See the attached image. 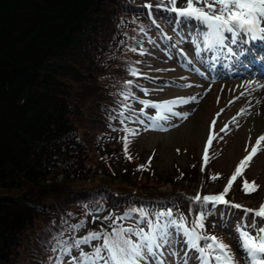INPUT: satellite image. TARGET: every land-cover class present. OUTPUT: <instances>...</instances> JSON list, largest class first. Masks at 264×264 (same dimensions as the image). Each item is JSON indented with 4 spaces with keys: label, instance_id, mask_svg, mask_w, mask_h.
<instances>
[{
    "label": "trees",
    "instance_id": "16d2710c",
    "mask_svg": "<svg viewBox=\"0 0 264 264\" xmlns=\"http://www.w3.org/2000/svg\"><path fill=\"white\" fill-rule=\"evenodd\" d=\"M159 13L153 9L156 19ZM154 29L144 7L129 0H0V264H53L60 233L69 240L111 231L112 220L136 209L149 218L171 209L189 223L206 214L209 206L184 186L160 192L138 184L158 171L147 159L134 161L142 159L134 116L146 108L141 101L155 97L143 76L154 61ZM199 163L177 167L172 185L198 175L206 184L235 171L212 173L211 161L202 170ZM245 179L231 198L258 192L245 194ZM81 222L78 232L67 230ZM204 224L206 234L222 237Z\"/></svg>",
    "mask_w": 264,
    "mask_h": 264
},
{
    "label": "snow or ice",
    "instance_id": "6c2138e0",
    "mask_svg": "<svg viewBox=\"0 0 264 264\" xmlns=\"http://www.w3.org/2000/svg\"><path fill=\"white\" fill-rule=\"evenodd\" d=\"M178 3L179 7H177ZM145 7L149 10V15H151L153 7H156L157 9L171 11L180 18L199 21L207 29L203 37V47L209 51L226 49L229 56L243 54V50L237 53L233 48L227 47L225 44L226 32L232 34L233 44L237 43V37L241 33L251 35L253 40H264V0H157L155 6L148 3ZM131 50L136 51L135 48ZM195 50L199 54L200 47L196 46ZM129 73L133 76L140 75L135 68H129ZM201 74L203 75V73ZM132 83L130 80L126 81L125 88H130ZM191 86L183 85V87ZM261 87L264 88V85H261ZM144 91L147 93V89H144ZM121 95L124 96L125 100L131 96L130 93L126 94L125 92H122ZM241 95H244V93H241ZM196 100V96H191L177 97L160 103L145 101H141V103L146 108L157 110V115L149 117V119L154 122V127L166 130L160 124V121H167L172 117L181 120L187 119L189 112H177L174 111V108L177 105H188ZM240 114H244V110H241ZM215 124L216 122L213 121L210 125L206 146H210L215 138L213 135ZM226 130L225 127L220 129L221 132ZM261 142H264V135L257 138L251 152L235 168L222 192L203 196L197 194L191 198L194 202L203 206L216 207L223 205L242 209L244 213L251 214L250 220L248 218L241 219L236 223L234 229L239 248L244 253L245 264H264V226H258V218L264 220V203L260 205L259 209L245 208L240 204L231 203L226 199V196L232 189L234 182L243 176L245 169L253 157L257 155ZM125 151H127V141L125 142ZM203 159L205 162L209 160L207 147ZM143 167L141 166V168ZM218 178L219 176L212 177L213 180ZM257 187L254 181L249 182L245 179L242 184V191L249 194L256 191ZM133 213L139 214L138 224L124 226L118 223L119 221L128 220ZM105 219L112 220L111 217ZM204 220L205 213L203 211H200L196 219L189 223L183 215L178 218L175 217L171 209L155 213L154 218H149V214L143 210H132V212L112 220L111 231L103 229L91 231L86 236L79 238L72 236L69 240L63 239L64 233H60L56 238V245L52 248L54 253H59L53 264H64L65 257H70L68 264H167L166 250L169 255L180 258V253L172 250L176 236H182L186 247L197 253L199 264H236L229 245L215 236L203 234ZM140 225H146V228ZM83 226L84 222L71 224L67 226V230L78 232ZM93 241H100L101 243L93 246L92 251L85 252L82 246H91ZM74 249L78 252V255H73ZM180 264H188L187 252L180 258Z\"/></svg>",
    "mask_w": 264,
    "mask_h": 264
},
{
    "label": "rangeland",
    "instance_id": "374dc122",
    "mask_svg": "<svg viewBox=\"0 0 264 264\" xmlns=\"http://www.w3.org/2000/svg\"><path fill=\"white\" fill-rule=\"evenodd\" d=\"M129 2L142 5L145 2H150L156 5L157 0H129ZM177 6H180L179 3ZM171 32L175 41L184 46L189 44L190 51L188 50V52L192 55L193 60L189 62L177 53L175 49H171L170 44L161 38L159 32H155L154 37L160 41L159 43H161V45H165V49L158 47L156 44L152 48V53L156 58L153 64L155 66L146 73L150 76L160 77L163 80L161 82L162 86L160 87H158L160 81L154 82L156 88L152 93L157 97L158 101H168L177 97L191 96H196L197 100L188 105H177L175 107V111L177 112H189L190 114L187 119L181 120L180 118L172 117L167 121L161 120L160 124L163 125V128L166 130L154 127V122L147 116H144L145 120L143 121H145L147 125L137 138L139 140L137 149L139 150V154L142 153V159L134 161L136 164L145 161V159L149 162L147 157L155 153L154 158L147 165H155L158 171L146 182L140 181L138 184H146L151 189L157 188L159 191L161 190L160 192H162V190L164 192H170L173 186L177 188L184 186V189L186 188L192 193L200 188L207 191L221 189V187L224 189L228 182H221L220 180L206 181L205 186L207 187L204 189V187L201 186L202 175H198L192 180L183 178L179 186L178 184L172 185L175 181L171 179H173L174 176H178L177 167L179 166L187 171L192 165V162L198 160V158H200L201 165H203L205 163L203 155L206 147L207 155L213 166L211 170L212 173L218 170H225L229 173L232 171L233 167L236 166L235 163H238L243 157L249 155L252 146L256 144L257 138L264 135V106L261 109L255 107L258 105V100L264 103V95L260 93L261 90H257L256 88V91H249L251 95L248 99H251L250 102H253L251 104L248 102L245 95H243V97L241 96L240 100L232 105H227V102L232 96L231 94H237L243 90L244 86L240 85L241 83L245 82V87H250L252 85L259 86L262 79L256 78L255 76H257V74H255L254 71L240 68V65L238 68L234 67L233 72L218 73L217 71H211L210 69L213 63L207 61V57H204V52L197 54L192 43L189 42L188 28L185 30V38H183L180 28H176ZM199 35L202 38L203 45L204 35L202 36L201 32ZM227 38L232 39V35L230 34ZM204 49L203 47V51ZM200 58L202 61H199ZM201 73H203V75ZM234 83L240 84L239 86L235 84V87ZM149 84L153 85L152 82H149ZM183 85L192 86L183 87ZM221 102L226 105L225 108L228 111L233 113V116L229 118L231 125H229L224 132L220 131L221 127L225 126L221 124L218 117L221 115L226 117L227 115L225 116V114L227 113L226 111L224 112V105H222ZM218 109H220L219 111L221 112L216 116L215 113ZM154 110L155 109L150 108L148 112ZM239 110H244V114L235 115ZM258 110H260L259 115L255 114ZM213 121L216 122L214 131L216 136L214 133L213 135L217 140L211 150L209 148L210 146H206V139ZM173 125L176 126L174 127ZM205 128H207V134L202 138L201 133ZM260 148L259 154L254 157L255 159H252L249 168L244 171L246 178H254L262 186V193L260 195L246 200V203H255L257 206L264 201V142H261ZM258 226H264V224H258ZM226 227V224L220 225V229L227 241L232 244L234 248H237L236 252L238 258L241 257V260H239L240 263L245 264L244 253L239 248L236 239L234 231L235 226H230V228ZM87 246L88 245H84L82 248ZM180 248V239L176 236L175 243L172 245V250L180 253V258H182ZM73 255H78V252L73 250ZM165 256L170 264H180V258L169 255L168 251ZM170 256L172 258L171 260L168 259ZM64 260L65 264H68L70 257H65Z\"/></svg>",
    "mask_w": 264,
    "mask_h": 264
},
{
    "label": "bare ground",
    "instance_id": "6f19581e",
    "mask_svg": "<svg viewBox=\"0 0 264 264\" xmlns=\"http://www.w3.org/2000/svg\"><path fill=\"white\" fill-rule=\"evenodd\" d=\"M254 44L255 45H257V43H255L254 42ZM244 45H246V43L244 44ZM252 51H254V52H249V51H246L245 53H244V55L243 56H245L246 58H247V60L245 61V64H247L248 62H250V64H253V63H259V59L257 58V56L258 55H260V54H262V57H263V59L260 61V62H264V47L263 48H261V50H257V51H255V48H252L251 49ZM259 51V52H258ZM256 52H258V53H256ZM252 58H255V60L256 61H254V59H252ZM251 59V60H250ZM243 61V60H242ZM237 62H240L239 61V59H238V61ZM252 62V63H251ZM242 64V63H241ZM211 67V66H210ZM221 67V66H220ZM213 67H211V71L213 70L212 69ZM240 68H246L245 66H243V67H240ZM252 69H254V70H261L260 68H255V67H252ZM240 82V81H239ZM241 83V82H240ZM240 83H234V86L236 87V85L235 84H237L238 86H239V84ZM262 85H264V80H263V84ZM256 88H257V90L259 89L258 87H256L255 85H252V86H250V87H247V91H250V92H253V91H256ZM259 90H261V92L260 93H262V95H264V88H262L261 87V85H260V89ZM247 91H242L243 93H244V95H245V97H246V99L248 100V102L251 104V103H253V102H250L251 101V99H248L249 97H250V93H248ZM236 93H233V94H231L232 96H234ZM230 95V96H231ZM254 95V94H253ZM229 96V97H230ZM240 100V98L237 100V101H239ZM236 101V102H237ZM259 102H258V105H256L255 107H258V108H262L263 106H264V103L262 102V101H260V100H258ZM221 104L222 105H224L223 104V102H221ZM225 106V105H224ZM220 109H218L217 110V112L219 111ZM226 111V113L227 114H225V116L226 117H223L222 115L220 116V117H218V119H219V121L221 122V124L222 125H228V121H229V118L231 117V116H233V113L231 112V111H228L227 109H224V112ZM216 112V113H217ZM224 112H222V113H224ZM259 113H260V110H258V111H256L255 112V114H257V115H259ZM207 134V128H205L204 129V131H202V133H201V135H202V138H204V136Z\"/></svg>",
    "mask_w": 264,
    "mask_h": 264
}]
</instances>
